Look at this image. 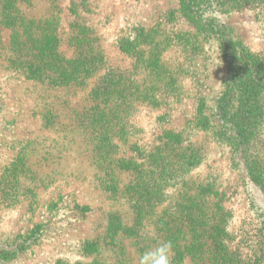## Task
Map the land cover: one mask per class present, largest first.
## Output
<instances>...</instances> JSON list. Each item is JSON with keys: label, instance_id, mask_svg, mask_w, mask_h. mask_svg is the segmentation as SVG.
<instances>
[{"label": "rangeland", "instance_id": "rangeland-1", "mask_svg": "<svg viewBox=\"0 0 264 264\" xmlns=\"http://www.w3.org/2000/svg\"><path fill=\"white\" fill-rule=\"evenodd\" d=\"M51 6L66 31L78 18L91 26L105 54L104 66L85 88L55 90L25 80L9 67L4 54L0 57V253L11 256L0 264L90 262L93 256L85 252L84 242L103 237L109 214L116 209L132 214L128 197L137 194L126 188L140 178L142 169L151 167V154L159 158L167 132L181 133L200 156L180 180L184 188L209 185L233 213L237 241L253 236L259 219L250 205L262 195L248 182L233 148L219 135L212 119L225 80L224 62L214 39L207 40L198 32L178 0H36L34 11L39 17L48 16ZM214 16L264 60L262 9L243 7ZM0 37L8 45L11 31L0 25ZM124 42L134 49L123 52ZM156 44L161 58L157 71L173 74L178 90L176 96L155 92L153 103L148 100V89L159 79L149 77L146 60L156 51ZM60 50L73 54L66 42ZM110 69L120 76L114 79L118 96L107 104L116 107L123 100L120 85L126 86L133 102L124 129L117 127L114 133L109 169L102 157L94 158L86 135L76 133L75 119L91 106L88 93ZM201 104H205L209 126L198 124ZM182 190L181 185L168 186L164 190L167 202ZM157 247L154 244L153 249ZM251 248L241 243L235 249L251 257ZM132 254L141 264L140 254ZM104 257L109 264L119 260L109 251ZM184 264L198 263L187 258Z\"/></svg>", "mask_w": 264, "mask_h": 264}, {"label": "trees", "instance_id": "trees-1", "mask_svg": "<svg viewBox=\"0 0 264 264\" xmlns=\"http://www.w3.org/2000/svg\"><path fill=\"white\" fill-rule=\"evenodd\" d=\"M178 1L182 13L194 23L198 32L207 40L214 39L224 62V87L212 119L217 122L219 135L233 148L236 163L241 165L248 182L262 195V199H253L250 205L259 219L252 229L254 235L250 238L243 236L237 241L238 236L232 229L233 213L224 207L219 195L209 185L197 186L194 190L193 184L184 188L180 180L200 156L181 133L167 132L159 158L151 154V167L142 169L140 178L126 188V192L137 194L126 196L132 214H124L119 209L110 213L107 228L100 239L102 243L99 239L84 242L83 248L93 256L92 260L79 264H109L104 257L106 251L119 259L110 264H139L135 260L140 259L132 253L138 252L142 257L145 252L153 250L154 244L159 246L165 242L171 244V264H184L187 258L198 264L264 262V60L251 52L234 36L229 26L214 16L243 7H258L264 11V0ZM35 3L36 0H0V25L11 31L8 45H4L0 37V57L4 54L11 69L35 84H46L55 90L85 88L101 71L105 59L91 26L78 18L68 24L66 31L53 6L48 10V16L39 17L34 11ZM134 39L131 45L136 41ZM64 42L68 52L73 50L71 56L60 50ZM125 42L122 51H132L134 47ZM158 47L160 45L156 44V51L146 60L149 77L159 79L148 89V100L153 103L157 101L155 92L176 96L178 90L173 74L157 71L161 62ZM119 76L108 70L88 93L91 106L78 112V119H75L76 133L86 135L92 144L94 158L97 155L102 157L109 169L113 164L114 133L117 127H124L133 102L128 98L126 86L120 85L124 89L123 100L116 107L107 104L111 97L118 96L114 92V79ZM114 103L117 101H111ZM204 107L205 104H201L197 110L201 127L211 123L204 115ZM54 118L56 116H53L56 120ZM155 166L157 170L153 171ZM114 180L111 178L110 183L115 193ZM170 185H181L183 190L167 202L169 198L164 190ZM241 243L252 247L251 257L235 249ZM10 258L9 253H0V260Z\"/></svg>", "mask_w": 264, "mask_h": 264}, {"label": "clouds", "instance_id": "clouds-1", "mask_svg": "<svg viewBox=\"0 0 264 264\" xmlns=\"http://www.w3.org/2000/svg\"><path fill=\"white\" fill-rule=\"evenodd\" d=\"M170 249V243H161L157 248L143 254L141 264H171Z\"/></svg>", "mask_w": 264, "mask_h": 264}]
</instances>
